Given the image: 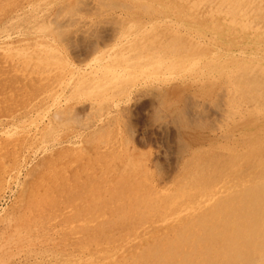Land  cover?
I'll return each mask as SVG.
<instances>
[{"label": "rangeland", "instance_id": "rangeland-1", "mask_svg": "<svg viewBox=\"0 0 264 264\" xmlns=\"http://www.w3.org/2000/svg\"><path fill=\"white\" fill-rule=\"evenodd\" d=\"M263 9L0 0V264H264Z\"/></svg>", "mask_w": 264, "mask_h": 264}, {"label": "bare ground", "instance_id": "bare-ground-1", "mask_svg": "<svg viewBox=\"0 0 264 264\" xmlns=\"http://www.w3.org/2000/svg\"><path fill=\"white\" fill-rule=\"evenodd\" d=\"M261 2H262V1H261ZM253 6H254V5H253ZM258 6H259V5H258ZM263 10H264V9H263ZM247 15H248V14H247ZM263 15H264V14H263ZM251 17H252V16H251ZM257 31H258V30H257ZM257 31H256V32H257ZM259 31H260V30H259ZM249 32H250V31H249ZM260 32H261V31H260ZM257 149H258V148H257ZM252 154H253V153H252ZM223 157H224V156H223ZM257 157H258V156H257ZM217 161H218V160H217ZM219 161H220V160H219ZM223 161H224V160H223ZM234 161H235V160H234ZM248 161H249V160H248ZM224 162H225V161H224ZM245 162H247V161H245ZM245 162H244V163H245ZM254 162H255V161H254ZM234 163H235V162H234ZM234 163H233V165H234ZM244 163H243V164H244ZM241 164H242V163H241ZM227 165H228V164H227ZM233 165H231V166H233ZM235 165H236V164H235ZM245 165H246V164H245ZM229 166H230V164H229ZM247 166H248V165H247ZM256 166H257V165H256ZM258 167H259V166H258ZM262 167H263V166H262ZM221 168H222V167H221ZM234 168H235V166H234ZM243 168H244V167H243ZM232 169H233V168H232ZM232 169H230V173L233 172V171L231 172ZM238 169H240V167H239ZM240 170H241V169H240ZM202 171H203V170H202ZM202 171H201V173H202ZM228 171H229V170H228ZM198 172H199V171H198ZM198 172H197V173H198ZM208 172H210V171H208ZM199 173H200V172H199ZM204 173H206V172H204ZM204 173H203V174H204ZM219 173H220V172H219ZM198 176H199V174H198ZM202 176H203V175H202ZM205 176H206V175H205ZM219 176H220V175H219ZM231 176H232V175H231ZM199 177H200V176H199ZM225 177H226V176H225ZM263 177H264V176H263ZM261 178H262V177H261ZM225 180H226V179H225ZM234 180H235V179H234ZM209 181H210V180H209ZM247 181H248V180L244 181L245 184H246V186L248 185L247 183H249V182H247ZM251 181H252V180H251ZM259 181H261V179L258 180L257 183H261V182H259ZM263 181H264V179H263ZM263 181H262V182H263ZM221 182H222V181H221ZM253 182L255 183V181H253ZM241 183H242V181L239 182L240 186H241ZM254 183H252V184H254ZM220 184H221V183H220ZM220 184H219V185H220ZM217 185H218V184H217ZM254 185H255V184H254ZM213 186H215V184H214ZM236 186H237V185H236ZM244 186H245V185H244ZM244 186H243V187H244ZM252 186H253V185H252ZM211 187H212V186H210L209 188H211ZM243 187H242V188H243ZM204 188H206V187L204 186ZM204 188H202V189H204ZM219 188L222 189L221 187H219ZM242 188H241V189H242ZM244 188H248V186H247V187H244ZM206 189H207V188H206ZM213 189H214V191H215V188H213ZM237 189H239V187H238V188L236 187L235 190H237ZM208 190H210V189H208ZM233 190H234V189H233ZM231 191H232V190H230V192H231ZM237 194H238V193H237ZM216 195H217V194H216ZM232 196H233V195H232ZM196 209H197V208H196ZM201 209H202V207H201ZM259 231H261V230H259ZM257 232H258V231H257ZM262 232H263V231H262ZM262 234H263V233H262ZM263 236H264V235H263ZM249 237H250V236H249ZM256 237H258V236H256ZM260 237H261V236H260ZM239 241H240V240H239ZM262 241H263V240H262ZM250 242H251V241H250ZM254 242H255V241H254ZM254 242H252V244H253ZM255 243H256V242H255ZM255 243H254V244H255ZM263 243H264V242H263ZM242 246H243V245H241L240 248H241ZM250 246H251V245H250ZM262 246H263V245H262ZM252 247H253V246H252ZM260 247H261V246H260ZM260 247H259V248H260ZM263 247H264V246H263ZM259 248H258V249H259ZM261 248H262V247H261ZM261 248H260V249H261ZM250 250H251V249H250ZM254 251H255V250H254ZM256 251H257V250H256ZM246 252H247V251H246ZM251 252H252V251H251ZM251 252H250V253H251ZM254 253H255V252H254ZM246 254H247V253H246ZM257 254H258V253H257ZM249 255H250V254H249ZM242 257H243V256H242ZM246 257H247V256H246ZM243 258H244V257H243ZM247 259H248V258H247ZM243 260H244V259H243ZM192 261H193V260H192ZM241 262H242V261H241ZM246 262H247V261H246ZM160 263H161V262H160ZM185 263H187V262H185ZM191 263H192V262H191ZM191 263H189V264H191ZM248 263H249V262H248ZM250 263H251V262H250ZM163 264H164V263H163ZM192 264H193V263H192ZM240 264H241V263H240Z\"/></svg>", "mask_w": 264, "mask_h": 264}]
</instances>
